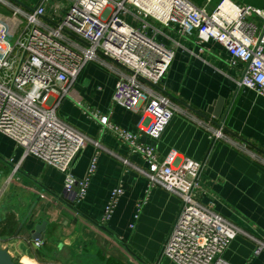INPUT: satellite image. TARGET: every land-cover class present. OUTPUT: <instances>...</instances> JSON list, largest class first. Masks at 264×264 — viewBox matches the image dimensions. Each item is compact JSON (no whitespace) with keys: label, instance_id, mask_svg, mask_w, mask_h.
<instances>
[{"label":"crops","instance_id":"1","mask_svg":"<svg viewBox=\"0 0 264 264\" xmlns=\"http://www.w3.org/2000/svg\"><path fill=\"white\" fill-rule=\"evenodd\" d=\"M6 1L22 9L38 2ZM57 1L45 5L44 19L51 24L56 19ZM191 1L196 6L205 4V0ZM219 1L205 4L207 10ZM233 1L264 9V0ZM0 4V15L9 14L10 8ZM256 20L260 24V19ZM4 24L9 30L10 23ZM163 32L177 44L161 39L173 46L175 54L165 76L153 88L177 109L159 137L143 131L139 140L153 146L159 160L173 151L180 158L200 161L195 199L211 205L214 212L239 228L223 257L231 264H264V97L233 82L243 65H229V54L217 41L198 45L197 32L191 37H180L168 28ZM99 57L105 63H85L68 85L69 97H63L56 109L60 120L89 138L69 166L75 177H82L96 150L92 141L99 144L86 195L73 202L63 189L61 172L33 154L22 156L21 147L6 138V145L0 147V247L11 257L12 253L21 255L23 264H176L162 248L180 209V198L158 184L149 188L142 172L147 169L146 161L131 153L97 120L108 115L113 124L137 132L143 106L140 103L125 110L112 102L114 82L128 70L102 54ZM218 99V114L214 115L208 108ZM75 102L82 103L88 113ZM198 119L221 123L226 138H210ZM119 181L124 193L111 218L102 222L105 203ZM33 203L30 217L19 229ZM42 220L46 222L43 245L28 247L30 229Z\"/></svg>","mask_w":264,"mask_h":264},{"label":"built area","instance_id":"2","mask_svg":"<svg viewBox=\"0 0 264 264\" xmlns=\"http://www.w3.org/2000/svg\"><path fill=\"white\" fill-rule=\"evenodd\" d=\"M0 2L10 8L9 14L0 15L10 23L8 30L0 20V133L21 147L22 156L33 154L61 172L66 195L73 202L81 201L95 173L99 144L92 141L96 150L82 177H75L69 166L89 138L60 120L56 109L63 97H69L68 85L85 63H105L100 52L115 59L130 72L118 75L111 100L125 110L143 103L139 131L131 133L113 124L108 115L97 120L146 161L147 169L142 172L149 188L158 184L180 198L162 253L176 264H231L222 252L239 228L211 205L195 199L201 162L180 158L173 151L159 160L154 147L139 137L143 131L159 137L177 109L153 88L165 76L175 54L173 46L161 39L177 44L164 28L180 37L197 32L198 45L210 39L220 43L229 54V65H243L233 82L264 97V9L233 0H220L211 11L191 0H59L51 24L44 19L49 0H38L28 9ZM75 103L88 113L82 103ZM198 123L210 138H226L221 123L210 119H198ZM123 162L127 164L126 159ZM123 193L119 181L105 203L102 222L111 218ZM26 242L34 249L43 245L34 237Z\"/></svg>","mask_w":264,"mask_h":264},{"label":"water","instance_id":"3","mask_svg":"<svg viewBox=\"0 0 264 264\" xmlns=\"http://www.w3.org/2000/svg\"><path fill=\"white\" fill-rule=\"evenodd\" d=\"M28 8H30V7H28ZM100 53L102 55H104L102 52H100ZM105 57H107L108 59H110L113 62H116L119 66L125 68L126 70H128L130 72V70L128 68H126L123 65H121L120 63H118L115 59H111L108 56H105ZM140 79H142L143 81L147 82L145 79H143L141 77H140ZM155 87H157V86H155ZM220 100L221 99H218V101L216 103H214L213 106L209 107L208 108V111L209 112H212L214 115H217L218 114V108H219V105H220ZM56 196H57V198H59L60 200H62V198L60 196H58V195H56ZM34 203L31 204V208L25 214V216L23 217V219L21 220V222L19 224L20 225L19 226V229L24 226L23 224L30 217V214H31V211L33 209ZM64 203H66L67 206L71 207L72 209L76 210V207L75 206H72L70 203H68V202H64ZM45 223L46 222L43 221V220L40 221V222L34 223V225L32 226V228L29 231L30 234H31V237L42 239L43 238V234L42 233H43L44 228H45V225H46ZM0 264H23V263H21L20 261H17V260L12 259L11 256L9 255V253L7 252V250L5 248H1L0 247Z\"/></svg>","mask_w":264,"mask_h":264},{"label":"rangeland","instance_id":"4","mask_svg":"<svg viewBox=\"0 0 264 264\" xmlns=\"http://www.w3.org/2000/svg\"><path fill=\"white\" fill-rule=\"evenodd\" d=\"M2 5L0 4V7H1ZM2 11H4V10H2ZM208 11H209V9H208ZM126 19L129 21L130 19H129V17H126ZM12 41H13V39H12ZM6 138H8V137H6L5 135H3V134H1L0 133V147L2 146H5L6 145ZM18 250V249H17ZM20 256L21 255H16V254H14V253H12V259H14V260H17V261H20L21 260V258H20ZM40 262V261H39ZM40 263H42V262H40Z\"/></svg>","mask_w":264,"mask_h":264},{"label":"bare ground","instance_id":"5","mask_svg":"<svg viewBox=\"0 0 264 264\" xmlns=\"http://www.w3.org/2000/svg\"><path fill=\"white\" fill-rule=\"evenodd\" d=\"M22 263V262H21Z\"/></svg>","mask_w":264,"mask_h":264}]
</instances>
